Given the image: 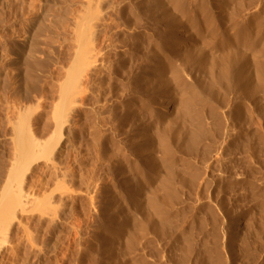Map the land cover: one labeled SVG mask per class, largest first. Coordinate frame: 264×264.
<instances>
[{
  "label": "rangeland",
  "instance_id": "rangeland-1",
  "mask_svg": "<svg viewBox=\"0 0 264 264\" xmlns=\"http://www.w3.org/2000/svg\"><path fill=\"white\" fill-rule=\"evenodd\" d=\"M221 1L186 0V4L196 11L201 2L207 3L218 14ZM230 1L231 10L239 2L248 3ZM183 6V1L175 0H0V195L11 178L23 138L33 133L43 141L55 133L54 101L59 98V85L71 71L80 94L76 93V99L80 102L83 95L89 99L88 106L76 108L69 122L67 119L59 126L56 139L57 134L53 135L57 142L51 155L22 169L18 179L14 178L15 193L23 192L21 201L27 193L28 199L23 200L25 212L21 204L17 205L13 216L1 227L0 264H136L139 256L148 258V264H180L181 251L171 238L178 226L190 229V239L195 241L191 264L206 256L200 251L207 246L211 248L212 264L219 263V258L224 264H264V150L260 149L264 118L256 113L251 125L224 122L232 130L229 139L236 142V149L217 157L221 161L213 156L211 159L209 154L208 162L215 159L213 166H219L213 171H222L220 175L212 173L215 178L219 176L218 181L214 178L215 182L206 186L199 179L194 188L179 186L173 207L175 222L167 237L158 238L150 229L143 237L136 233L138 222L145 220L136 201L146 200L157 186L155 181L145 179L152 173L147 156L154 154L157 160L163 159L158 139L168 122H172L171 135L178 132L183 136L185 132L183 123L176 121L174 98L178 97L179 87L171 68L162 63L174 61L184 69L189 85L198 86L202 81L195 64L184 59L186 49L175 52L174 44L169 43L171 32L175 45H190L189 50L196 54L201 50L196 32L204 26V16L199 12L190 22L181 11ZM248 12L247 18L259 13L264 17V0H256ZM168 20L175 23L173 28ZM81 23L85 25L83 41L91 53L75 61L81 46ZM228 23L222 26L227 29L226 36L223 28L218 32L221 39L234 33ZM180 28L185 39H180ZM92 54L99 56L95 66ZM158 75L170 80V95L157 91L163 89L154 79ZM168 101L173 103L172 109L162 111ZM250 105L254 111V104ZM205 115V123L212 127L214 120ZM48 121L52 129L43 136L41 129ZM241 141H250V153ZM172 142L175 156L186 157L181 142ZM145 144L146 150L140 153L139 147ZM204 144L209 146V140ZM60 145H67L61 154ZM229 175L236 188L225 186ZM205 201L215 204L214 217L203 210ZM36 205L43 207L37 210ZM214 218L218 249L213 238ZM199 219H205L204 233ZM132 235L139 239L124 253Z\"/></svg>",
  "mask_w": 264,
  "mask_h": 264
},
{
  "label": "bare ground",
  "instance_id": "bare-ground-1",
  "mask_svg": "<svg viewBox=\"0 0 264 264\" xmlns=\"http://www.w3.org/2000/svg\"><path fill=\"white\" fill-rule=\"evenodd\" d=\"M175 1L176 2L183 1L184 6L182 8L183 10L181 11H183V14L187 17V19L190 22L195 21L196 14L199 12L203 14L204 16V23L206 25L204 24V26L203 25L200 26L196 32L197 35L199 36V40L201 38V46H202L198 54L189 50L190 45L184 48L181 45H175V35H172L171 32L168 33L169 43L174 44L175 52L182 53L184 51L183 49H186L184 59L187 62L194 63L198 72H200L203 76L201 78L202 81L199 82L200 84L198 86L189 85L186 83L185 78L183 76L184 69L179 68L178 67L179 65L177 66L174 61L168 60L169 61L168 64L162 63V65H165V66L168 65L171 68L170 70H172L174 73L175 84L179 87L178 89L179 92L178 94H176L178 95V97L177 98L176 97L174 98L173 96L172 97L175 99L177 107H178V114L176 115L177 116L176 121L181 122V124L183 123L182 126L184 125L183 128L185 132L183 136H181L180 133L178 132H175L174 134L171 135L169 132L172 127V122H168L167 126L163 128L162 130H160L161 133L159 134V139H158L159 147H160L159 150L164 155L163 159L157 160L154 154H149L147 156V160H148L147 162L149 166L152 168V173L145 175V179H147L150 182L155 181L157 183V186L154 187L155 186V183H154V186H153L154 188L150 191V194L146 200L136 201V207L142 213L145 214V220L144 221L142 220L143 222L141 223L138 222V227L136 228L137 229L136 233H139L138 235L141 237H143L149 229L158 238L167 237V234H168L167 232L169 230L171 231L173 221H174L173 216L175 214L174 213L175 208L173 209V207H174V204L177 202L179 186L194 188L199 179L202 180L206 184V186L214 181L215 175L213 177V174L216 171L215 172L213 171V167L215 168V166H213L212 163H214L213 161L215 159L211 163H209L208 162L210 158L209 154L212 159V156L213 158H217V157L226 155L225 152L227 150L232 152L234 149H236V142L229 139L230 130L228 127H226L224 122L230 123L232 121H238V122H241L243 125H247V124L251 125L254 121L253 117L255 116V113L257 114L256 115L257 117L260 118L261 116L264 118V101H263L264 100V17L262 13L253 14V15L249 14L248 18L246 16L249 13L248 11L255 6L256 0H248V3L236 2L238 4L234 7L235 8L234 10L230 9L231 7L230 0H222L218 14L214 13L213 12L214 10H211L210 6H208L207 3L201 2L200 6L197 8L196 11H191L190 10L191 8H189V5L187 6L186 4L187 3L186 0H175ZM240 17H243V18H240ZM227 22L231 24L230 30H232L234 33L231 34L227 39H221L218 35V32L220 31V29L223 28L222 26H224ZM168 25L169 27L173 28L175 26V23H173L172 20H168ZM223 31H224L223 35L226 36L228 33L227 29L223 28ZM84 34H85V25L81 23L79 27V37L81 40V43H80L81 46L75 56V61H79L83 59L85 56L87 57L88 53H91L89 52L91 48L87 49L83 41ZM184 34L185 32H183L182 30L179 32L180 39L186 38ZM237 43L238 45H236ZM215 53H217V55H215ZM92 55L90 57H92ZM95 56L96 54L93 55L94 62L92 66L93 65L95 66L100 62L98 61L99 56L97 58ZM162 65H161V68H162ZM166 69L167 68H165V70ZM159 75L158 77L154 76V79H158V81H160L161 87L163 89L158 88L157 91L162 93V95L164 96L168 94L170 95L171 92L168 91L170 90V87H169L170 85L167 84L169 83L168 81L170 80L167 81L163 75L161 76ZM146 87L149 89H155L154 87H151V86H146ZM167 87H169V89ZM58 90L59 92H57V94H59V98H57L58 97L57 94H56L57 97H55L57 98L58 101H54L55 103L57 102L54 105L55 108H54V115H53L54 121L56 122V126H55L56 129H55L54 134H57L55 135L54 139H56V136H58L59 126H62L65 120L67 122V119L69 122L70 120L69 118L70 116H72L76 108L81 106V109H82L84 105L88 106V100H89V99L88 100L85 99L84 95L83 97H81L80 102H78V100L76 99L77 97L76 93H78V87L75 85V82L72 78V71H71L70 77L63 84L59 85ZM79 95L80 94L78 93V96ZM53 97L51 98L52 100L55 99V98L53 99ZM172 97L168 98V100H171ZM250 104H254V111H252L253 107L252 108L250 107L252 110L249 109L248 106H251ZM164 107L165 108L163 109L161 108L162 111L165 110L166 112H168L172 109L173 103H171V101H168V103L164 105ZM205 114H208L214 120L212 127H208L207 124L205 123L204 121L206 120ZM224 128H228V129L225 130ZM258 128L260 129V127ZM51 129H52L51 122L48 121L42 127L41 134H43V136L44 135L48 136V134H50L51 132ZM230 132H232V130ZM32 134L26 135V137L23 138L21 142V149H20L19 157L17 161L15 162V165L11 169V173H10L11 178L10 180L6 182V184H4V186L2 187L3 189L1 188L3 191H2V194L0 195V231H1L2 225L6 223L7 219L13 216L14 211H15L14 208L17 205L18 206L20 204L22 205L20 206L21 208L23 207L22 209L23 212H25L26 210L25 209L26 202L25 204H23V200L28 199V195L27 193H24V196H23L24 199L21 201L20 196L22 195L23 192L19 194L20 192L18 191V194H16L17 192L15 193L14 191L15 189L13 190L12 182L14 178L18 179L21 171L23 172L22 169H25L26 167L29 168L32 163L37 162L38 160H41L43 158L49 157V155H51L53 150H55L54 149L56 145L55 142L57 141L53 139L54 137L53 132H52L53 135H50L51 137L49 136L48 139H44L43 141L40 140L39 138H36L37 137L36 134H33V135H36L35 137ZM231 137H233L232 134H231ZM228 139L230 140L229 144L226 143ZM254 139L255 138H253L252 140ZM176 140L178 141V143L181 142V146L186 149L187 151L186 155L188 157L186 156L182 158H177L175 156L173 148H172V143L175 144V142H172V141H176ZM208 140L210 144L209 146H205L204 142ZM249 143L250 141L243 142V144L241 145L245 148V150L247 148V151L250 153ZM258 143L260 144V142ZM61 145H60L61 150L59 151L60 154L63 153L64 150H66V146H67L65 145V147L63 148ZM146 146L147 144H145V146H140L138 149L139 152L143 153L146 150ZM260 146H261L260 149L264 150L263 139H261ZM211 153H213L214 155L213 154L211 155ZM217 159L219 160V158ZM196 160H199V161L197 162ZM246 164H247V161H246ZM199 165H202V166H199ZM163 166L164 168H162ZM179 166L181 167V169H179ZM217 172H218V169H217ZM237 174L236 176H238ZM217 178H215L216 181H218ZM235 179H237V177ZM246 180L247 179H245V181ZM20 181L22 184V180ZM221 183L224 184V182H221ZM226 183L227 185L225 186H227V189L230 188L231 184L233 183L231 175H229V179L227 180ZM239 184H241V182ZM246 184H248V182ZM19 189H21L22 191L23 188L20 187ZM199 193H201V191ZM195 197L198 198V201L200 200L198 195H196ZM197 198L195 201H197ZM211 198H212V195H211ZM201 201L202 200H200V204H201ZM212 204L206 203L205 201V203L203 204V210H206L210 216L214 217V214L216 211L214 212L213 206L215 204L213 206ZM35 207L37 210L39 209L41 210L43 206L36 205ZM197 207H199L202 210L200 206H196V208ZM200 211H199V214H200ZM152 217L156 219L154 220ZM215 218H214V222H216ZM199 220H200L199 223L201 227V232L204 233L205 232L204 231L205 219H199ZM213 228H214L213 232H215L214 233L215 236L213 235L214 244H215V247L217 248L218 237H219V236L217 237V222ZM175 231L176 233L172 235L171 238H172V241L175 240L174 243L178 245L176 246V249L181 251V255L179 256L178 261L181 262L180 264H191L190 262L192 261L191 259L193 258L192 257L193 251L195 250L194 249L195 243H193L195 241H192L190 239L191 230L190 229L186 230L185 228L178 226V227H175ZM211 232L212 231H210L209 233ZM138 239L139 238H136L135 235H132L128 239L127 246L125 247L124 253L127 252L126 249H130L131 246L133 247V243L135 242V240H138ZM231 240L233 241V239ZM210 250L211 248L208 249V246H207V248H205L204 251H200L201 254L206 255V256L205 257L203 256L202 259L198 257V260L196 261V263L197 264L198 263L199 264H212V260L210 258L211 257ZM212 250L215 251V249H212ZM161 255L163 256V254ZM163 258L164 257H162V259ZM217 260L219 261V263H216V264H224L221 258ZM147 261H149V259L147 258L146 260L145 256H139L136 264H148Z\"/></svg>",
  "mask_w": 264,
  "mask_h": 264
}]
</instances>
